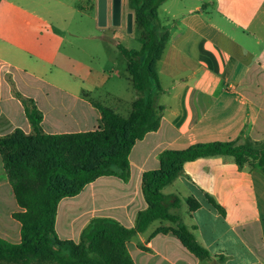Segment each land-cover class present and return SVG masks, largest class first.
I'll use <instances>...</instances> for the list:
<instances>
[{"label":"crops","instance_id":"1","mask_svg":"<svg viewBox=\"0 0 264 264\" xmlns=\"http://www.w3.org/2000/svg\"><path fill=\"white\" fill-rule=\"evenodd\" d=\"M171 1L165 12L172 24H161L170 36L157 62L160 126L133 147L127 180L102 176L60 201V239L78 243L96 218L135 227L148 208L143 175L161 167L166 150L217 141L264 143V0ZM94 10L98 0H0V136L15 129L32 133L25 100L41 113V129L49 135L99 130L102 115L95 103H113L119 114L130 110L137 94L131 101L121 96L119 70L112 76L100 64L105 57L99 53L97 64L87 61L88 47L67 40L76 16L81 29ZM244 186L235 197L234 187ZM163 192L167 203L174 197L180 206L186 202L185 214L181 207L170 212L210 257L197 258L173 233L177 224L157 220L127 242L135 264H264V166L239 167L221 155L199 158L187 162ZM188 198L199 208L190 211ZM19 211L0 154V239L21 242V223L13 217Z\"/></svg>","mask_w":264,"mask_h":264},{"label":"trees","instance_id":"2","mask_svg":"<svg viewBox=\"0 0 264 264\" xmlns=\"http://www.w3.org/2000/svg\"><path fill=\"white\" fill-rule=\"evenodd\" d=\"M166 0H130L136 26L142 30L141 47L118 45L127 61L137 99L126 116L95 103L100 110L101 128L73 134H45L41 113L33 102L24 101L33 127L30 134L15 129L0 136V154L23 211L13 217L21 223V242L0 239V263L11 264H135L127 242L157 220L177 224L173 233L197 258L209 252L193 232L170 212L180 199L168 197L163 189L184 172L187 162L212 156L232 157L239 167L264 166V143L209 142L183 150H166L161 167L143 175V192L148 208L138 214L135 227L127 228L109 218H96L83 230L78 243L57 236L55 223L60 201L78 195L88 184L102 176H130V154L147 133L157 131L164 107L157 105L161 93L157 62L169 40L170 30L162 26L159 8ZM209 203L223 211L216 200ZM190 211L200 203L187 199ZM159 229L157 232H162Z\"/></svg>","mask_w":264,"mask_h":264},{"label":"rangeland","instance_id":"3","mask_svg":"<svg viewBox=\"0 0 264 264\" xmlns=\"http://www.w3.org/2000/svg\"><path fill=\"white\" fill-rule=\"evenodd\" d=\"M112 1V0H111ZM172 1H168L164 3L160 9H159V17H160V23L165 24H172V21H168L166 19V12L165 9H168L171 7ZM133 13V9L130 5V0H123L122 3V20L120 25H113L112 21V11L111 15L108 11L107 16V24L105 26H99L98 25V10L90 11V17H85L83 25L81 24V29H78L76 26L77 23L80 22V15L76 16L75 21L73 22L71 28L69 29V32L67 33V40L72 41H78L85 46L88 47L89 55L85 56L84 59L87 61H90L94 64L98 63V59L94 58L97 54H101L106 59H103V61L100 62V64L111 74L114 76L116 73L115 70H119V74L121 76L120 79V88H121V96L125 98L126 100H133L135 97V89L132 86V83L128 80L130 78L129 72L127 71V61L121 51L118 48V45H122L128 49H139L141 47L140 43V36L142 33V30H140L134 21L133 25V31H128V14ZM134 14V13H133ZM89 38H86V37ZM102 38H106V40H102ZM106 41V42H105ZM68 43V41H67ZM108 59V60H107ZM115 60V64L112 62ZM111 81L109 82V84ZM104 94L98 93L94 94L95 98L99 99L100 95ZM102 99V98H101ZM100 100V99H99ZM105 105L115 108L113 103L105 102ZM130 111V110H129ZM128 111V112H129ZM128 112L122 111L120 114H124L125 116L128 114ZM8 134V133H7ZM6 134H3L1 136H5ZM188 148V147H187ZM242 188L246 191L247 186L244 187H234L235 197H238L239 191L242 190ZM250 192V191H249ZM260 204L262 206V201H260ZM180 212L182 214H185L187 211V204L186 202H183L181 204ZM8 220V219H6ZM0 264H11V263H0Z\"/></svg>","mask_w":264,"mask_h":264},{"label":"water","instance_id":"4","mask_svg":"<svg viewBox=\"0 0 264 264\" xmlns=\"http://www.w3.org/2000/svg\"><path fill=\"white\" fill-rule=\"evenodd\" d=\"M108 16V0H98V25L105 26ZM122 20V0H112L113 25H120ZM134 14H128V31H133Z\"/></svg>","mask_w":264,"mask_h":264}]
</instances>
